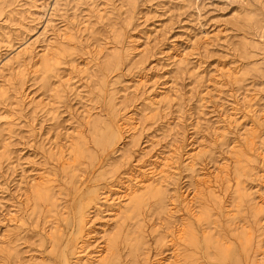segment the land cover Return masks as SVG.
<instances>
[{
  "label": "rangeland",
  "instance_id": "1",
  "mask_svg": "<svg viewBox=\"0 0 264 264\" xmlns=\"http://www.w3.org/2000/svg\"><path fill=\"white\" fill-rule=\"evenodd\" d=\"M13 1L0 0V62L24 39L37 54L0 75V264H78L90 236L100 264H152L161 251L167 262L160 225L182 228L178 264H264V0H204L199 12L194 0H60L44 33L46 13L4 20ZM55 46H65L59 64L42 73L43 48ZM141 75L146 91L124 95ZM146 95L160 99L156 109ZM127 113L139 118L136 145L119 125ZM148 141L152 154L173 143L183 154L162 197L146 194L119 220L102 216L106 190ZM42 174L51 203L33 195Z\"/></svg>",
  "mask_w": 264,
  "mask_h": 264
},
{
  "label": "bare ground",
  "instance_id": "2",
  "mask_svg": "<svg viewBox=\"0 0 264 264\" xmlns=\"http://www.w3.org/2000/svg\"><path fill=\"white\" fill-rule=\"evenodd\" d=\"M59 2H60V0H53L52 3L49 5L48 10H47L49 0H40V2H38L37 0H14L12 3V6L9 8V10L4 15V17H5L4 20L10 21V22L15 21V23L21 25V23H23L27 18L25 16L26 14L29 15V17L32 20H34L36 18L39 20H42L44 13H46V16L44 19V25H43L42 32H41V33H44L46 31V27L49 26V24L51 23V21L53 19V15L55 14V11L59 8V6H58ZM203 4H205L204 0L203 1L202 0H194L193 1L194 8L197 12H199V9H200V7H202ZM21 33H22V31H21ZM24 40L21 42L22 46L20 47V49L18 51H16L14 54L9 56L8 58L6 57L5 60L0 62V75H1V73H3V71H5L6 68L10 69L11 65H16L17 67L24 65L23 56L28 55V56L32 57V55L37 54V50L35 51V49H36L35 40L29 41V42L27 40H25V41ZM5 41L8 43L10 48H12L13 44L10 45L11 39L8 38V36H6ZM43 41H44V39H43ZM43 49H45L46 51L43 55L40 56L39 65L41 67L42 73L49 74L56 67V65L59 64V56L61 55L60 53L62 52V50L65 49V46L63 48L61 46H55L52 48V50L50 49L49 51L47 50L48 49L47 47H44ZM114 55H116L117 58L122 56V54L118 51H116V53ZM178 61H181V59L179 58ZM21 73H23V72L21 71ZM223 74L227 78H229L230 75L234 74V72L228 70V71H225V73H223ZM143 76L141 75L134 84L125 85L122 89L123 94L124 95H126L127 93H134L136 95H137V93L143 94L147 89V87H146V85H147L146 81L147 80H145ZM45 82H47V81H45ZM246 92H248V91L244 92L243 96L241 97V101H243V102L245 101L246 106H248L250 103V98H248V94H246ZM4 95H5V91L0 87V98L4 97ZM149 95L145 96V103L149 107V111H152L158 107V105L160 103V99L155 98V97H150ZM201 96H203V95H201ZM163 98H165V97H163ZM201 99H202V97H201ZM217 99L220 100L219 97H217ZM248 111H252V110H248ZM127 114L128 115H126L124 118L121 119V122L119 123V125L124 132L128 133L129 139L131 142H133L132 145H134V142H135L134 139L136 138L135 136L139 130L138 129L139 118L134 113H127ZM224 116H225V114H224ZM224 118H232V116L229 114H226V116ZM171 130H173V129H170V130L168 129V135L171 134V133H169V131H171ZM114 134H116V132L113 129L112 135H114ZM172 134H173V132H172ZM174 134L175 135L172 138V141L175 142V144H176L177 138H180L179 137L180 135L178 136V133H174ZM253 135L255 136V134H253ZM100 140H101V138H99V141ZM151 141H154V140H151ZM136 142H137V140H136ZM136 142H135V145H136ZM252 142H254V141L252 140ZM252 142L250 141V146H249L248 150L251 151L252 153L255 152V155H260L262 150L258 146L253 147L254 143L252 144ZM147 143L145 142L143 145H141V147H139V149L140 148L141 149H140V153H138L139 155H138V158H137L135 165H134L135 168L130 169L129 171H127L126 174H124V177H123L124 179L119 180V185L111 186L109 188V190L108 189L106 190V193L104 194L103 202L108 204L110 207H106V208H103V210H100V212L102 213V216H108L111 218H113L115 216V217H117V220H119L120 218H123L124 213L127 212L130 208H132L133 213H135L136 208H138L139 204L143 201L144 196L146 194H149L152 196L162 197L163 191H162L161 186H162V183L165 181L166 177L168 176L169 171L172 169V167H173L172 165L174 164L175 161H177L176 160V158L178 157L177 151L179 148L177 145H179V144L177 143V145H175L173 143L175 146H173V144H170L169 148L170 147H172V148L169 149L167 146L168 149L166 152H158L155 155V154H152L153 148L156 149L155 145H153L154 146L153 147V146H151V144H149L150 143L149 141ZM156 145H158V143H156ZM50 150L54 154H57L58 158L60 157L61 159H63V157L65 156L64 150L62 149L61 146L56 145L54 148H53V146H51ZM125 156H127V155H125ZM180 156H183V154H181ZM68 157L69 156L67 155V158ZM188 157H189V155H188ZM6 158L7 159L9 158L8 154H7ZM189 158H191V156ZM192 158H194V157H192ZM189 160L191 161V159H189ZM63 161L64 160H61L62 163H64ZM187 163H189V162H187ZM191 169H193V168L191 167ZM191 172H192V170H191ZM242 172H243V174L245 173L244 171H242ZM39 179H40V182H38L36 184V187L33 190V195H34L36 200H42V201L51 203L52 202V192H51V188L47 184L48 179H47L46 174L40 175ZM201 180H202L201 181L202 183H206L207 179L205 178V179H201ZM211 193H212V196H215L214 198H219L218 197L219 195L216 196V194H214L215 191H211ZM181 202H183L186 205V207L190 206L189 205L190 201L186 200L185 198H183L181 200ZM97 210L98 209L94 208L93 211H91L93 213V216L97 215V213H98ZM89 221L91 222L92 220L89 219L88 221H86V223H88ZM82 226H83V223L80 221L78 228L81 229ZM257 226L259 227V229H261V232H260L261 234L260 233L259 234L264 235V219L261 218L259 220ZM162 227H163V225H160L159 228H162ZM159 228H158V226L156 228H154V230L157 231L158 234L163 233L162 237H160V239H159V242L164 246L167 245L168 250H169V247H173L170 250L171 256L169 257V259H172V260L168 259L167 262H164V258L161 256L163 252L161 251L158 254V257L155 258V261H153L152 264H175V263L178 264V256H179L178 249H179V245H180V240L183 237L182 228H177L176 230H171L168 233L164 232L163 230H161ZM88 234L89 233L87 232L86 235H88ZM259 234H257L256 237L260 236ZM90 238H91V240L89 242H86L84 245L77 248L76 253H75L76 260L74 261V263H78V264H100V262L102 260V259H100V257H101L103 249L100 248L101 246H99V248L94 247V246H96L95 244H96L97 239L93 236H90ZM87 239H89V238H87ZM92 245H94V246H92ZM257 256H258V260H259L260 254H257ZM27 264H37V263H35L34 261H29ZM102 264H103V262H102ZM234 264H239V263H238V261L235 260Z\"/></svg>",
  "mask_w": 264,
  "mask_h": 264
}]
</instances>
